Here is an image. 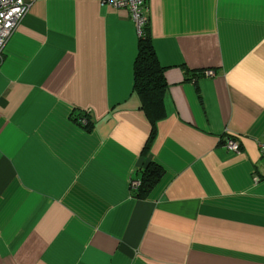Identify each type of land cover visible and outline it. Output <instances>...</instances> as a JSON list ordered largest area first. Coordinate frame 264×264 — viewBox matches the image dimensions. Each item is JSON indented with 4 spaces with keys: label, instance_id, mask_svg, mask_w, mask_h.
Listing matches in <instances>:
<instances>
[{
    "label": "crops",
    "instance_id": "0c3cea01",
    "mask_svg": "<svg viewBox=\"0 0 264 264\" xmlns=\"http://www.w3.org/2000/svg\"><path fill=\"white\" fill-rule=\"evenodd\" d=\"M23 1L0 62V264H264V0H144L154 126L126 9Z\"/></svg>",
    "mask_w": 264,
    "mask_h": 264
},
{
    "label": "trees",
    "instance_id": "16d2710c",
    "mask_svg": "<svg viewBox=\"0 0 264 264\" xmlns=\"http://www.w3.org/2000/svg\"><path fill=\"white\" fill-rule=\"evenodd\" d=\"M165 89L163 68L159 65L152 47L148 22L142 28V35L138 41L137 55L133 64V91L138 96L141 109L152 126L165 115L163 108ZM87 116L88 114L84 113L80 118L86 120ZM78 119L74 118V122L77 123ZM88 127L89 125H86L85 129ZM153 135L154 130L152 127L149 140L153 138ZM162 173L163 170L159 165L153 162L149 163L141 172L140 184L133 190V197L140 200L146 199L159 181Z\"/></svg>",
    "mask_w": 264,
    "mask_h": 264
},
{
    "label": "built area",
    "instance_id": "2783aa9c",
    "mask_svg": "<svg viewBox=\"0 0 264 264\" xmlns=\"http://www.w3.org/2000/svg\"><path fill=\"white\" fill-rule=\"evenodd\" d=\"M103 5L114 9H126L129 12L131 21L135 24L137 35H142V28L148 23L146 16L147 8L144 0H102ZM29 5L23 0H0V62L3 57L4 46L15 31L24 15L27 13ZM212 71H206L205 75L213 76ZM89 113L88 111L86 114ZM77 123L80 126H86L85 118H79ZM228 150L238 152L239 144L231 140L225 142ZM261 152L264 154V144L260 145ZM139 181H132L131 188L139 186Z\"/></svg>",
    "mask_w": 264,
    "mask_h": 264
}]
</instances>
